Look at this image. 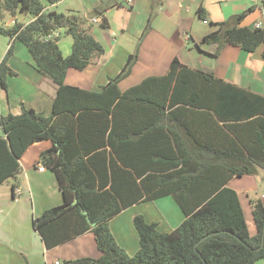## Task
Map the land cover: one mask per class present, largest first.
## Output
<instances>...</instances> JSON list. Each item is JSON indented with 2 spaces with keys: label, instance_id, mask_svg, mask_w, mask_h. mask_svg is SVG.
Wrapping results in <instances>:
<instances>
[{
  "label": "trees",
  "instance_id": "trees-1",
  "mask_svg": "<svg viewBox=\"0 0 264 264\" xmlns=\"http://www.w3.org/2000/svg\"><path fill=\"white\" fill-rule=\"evenodd\" d=\"M45 6L41 0H0V35L24 43L39 72L57 85L51 115L23 105L20 114L0 117V185L19 176L20 158L30 145L53 142L39 163L55 174L63 202L33 219L47 248L91 231L101 255L63 264H255L264 258V202L252 200V234L239 194L228 185L235 176L264 170V95L178 57L165 74L122 91L119 82L130 74L136 53L99 90L66 84L69 69L84 70L104 47L82 14ZM250 11L214 22L216 29L196 45L216 43V55L227 44L248 52L263 46L264 58V27L242 25ZM198 12L207 18L204 8ZM19 14L35 19L5 24L7 15ZM62 30L73 39L67 56L58 43ZM12 52L11 47L0 64L4 88L14 74L8 64ZM166 195L175 198L185 219L163 232L137 214L140 248L128 254L110 220L134 203Z\"/></svg>",
  "mask_w": 264,
  "mask_h": 264
},
{
  "label": "crops",
  "instance_id": "crops-1",
  "mask_svg": "<svg viewBox=\"0 0 264 264\" xmlns=\"http://www.w3.org/2000/svg\"><path fill=\"white\" fill-rule=\"evenodd\" d=\"M41 1L47 11H76L82 14L87 18L85 27L104 47V53L84 70L69 69L66 84L99 90L116 77L128 57L136 53L137 58L130 74L119 82L122 91L146 77L165 74L173 58L178 57L191 67L212 71L220 78L264 95L263 46L248 52L239 46L227 44L216 55V43L201 48L196 45L204 35L216 29L214 22L227 20L249 8L252 11L246 15L242 25L255 28L258 22L264 24L263 0H59L54 4H48L47 0ZM200 7L204 8L207 15L205 20L199 16ZM96 9L104 10V13L93 15ZM95 17L101 19L93 21ZM104 17L107 19L106 25L101 22ZM34 19V16L27 14L17 17L7 15L4 22L11 26L16 20L27 24ZM68 36L71 35L62 30L60 37ZM59 41L63 55H69L73 39L68 44ZM11 47L13 52L8 64L14 74L8 77L7 88L0 82V117L9 113L20 114L23 105L46 116L51 115L57 85L39 72L26 45L15 38L0 35V64ZM0 135H4L1 127ZM52 146L51 140L30 145L20 158L22 171L19 176L0 185V198L11 196L16 202L30 204L32 224L33 219L46 209L63 202L55 174L46 167L44 170L39 169L42 165L39 163L41 152ZM263 182L264 174L260 169L257 175L235 176L228 183L239 194L252 234L256 232L252 200L261 199L264 202V195H259ZM17 188L21 190L20 193H16ZM26 214L30 215L29 208ZM137 214H142L148 222H157L159 230L163 232L174 230L185 219L184 212L172 195L141 200L123 209L110 220L109 225L117 243L130 255L140 248L139 234L133 223ZM40 237L45 264H54L57 260L63 264L62 260L97 258L101 255L91 231L50 248L54 249L50 254ZM259 263L264 264V258L255 264ZM25 264L33 263L27 261Z\"/></svg>",
  "mask_w": 264,
  "mask_h": 264
},
{
  "label": "rangeland",
  "instance_id": "rangeland-1",
  "mask_svg": "<svg viewBox=\"0 0 264 264\" xmlns=\"http://www.w3.org/2000/svg\"><path fill=\"white\" fill-rule=\"evenodd\" d=\"M71 41L72 37L68 36L61 37L59 42L68 44ZM262 174H264L263 170ZM261 188L259 195H264V182ZM4 198H0V264H25L27 261L33 264H45L41 237L33 228L30 204L28 206L27 203L16 202L11 196ZM28 208L30 215L26 214ZM53 250L49 249L48 253L50 254ZM62 261L65 263L68 260Z\"/></svg>",
  "mask_w": 264,
  "mask_h": 264
},
{
  "label": "built area",
  "instance_id": "built-area-1",
  "mask_svg": "<svg viewBox=\"0 0 264 264\" xmlns=\"http://www.w3.org/2000/svg\"><path fill=\"white\" fill-rule=\"evenodd\" d=\"M101 18H99V17H95V18H93V21H98V20H100ZM15 23V22H14ZM256 27H258V28H262V27H264V24L263 23H261V22H258L257 24H256ZM57 33H54V34H52V35H50L51 37L52 36H55ZM39 169L40 170H44L45 169V166L44 165H40L39 166ZM20 189L19 188H17L16 189V193H20ZM54 264H62L60 261H55L54 262Z\"/></svg>",
  "mask_w": 264,
  "mask_h": 264
},
{
  "label": "water",
  "instance_id": "water-1",
  "mask_svg": "<svg viewBox=\"0 0 264 264\" xmlns=\"http://www.w3.org/2000/svg\"><path fill=\"white\" fill-rule=\"evenodd\" d=\"M58 152H60V150H58ZM76 202H77V199H75V203ZM84 213L87 215V219H88L89 223L91 224V226H95L96 225V222H94V221L91 220V218L88 215V212L87 211H84ZM262 245H264V239H263Z\"/></svg>",
  "mask_w": 264,
  "mask_h": 264
}]
</instances>
